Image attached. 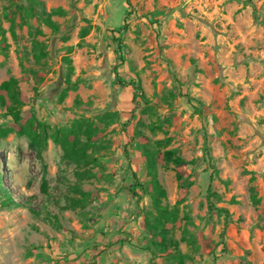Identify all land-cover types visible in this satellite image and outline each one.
<instances>
[{
	"label": "rangeland",
	"instance_id": "obj_1",
	"mask_svg": "<svg viewBox=\"0 0 264 264\" xmlns=\"http://www.w3.org/2000/svg\"><path fill=\"white\" fill-rule=\"evenodd\" d=\"M11 78L45 144L0 108V264H264V0H0ZM80 121L84 164L52 139ZM140 135L186 162L185 193L155 171L181 263L142 228Z\"/></svg>",
	"mask_w": 264,
	"mask_h": 264
},
{
	"label": "trees",
	"instance_id": "obj_2",
	"mask_svg": "<svg viewBox=\"0 0 264 264\" xmlns=\"http://www.w3.org/2000/svg\"><path fill=\"white\" fill-rule=\"evenodd\" d=\"M71 70V67H69ZM130 86L137 92H141V89L135 84L131 83ZM144 99L141 93H137ZM29 98L23 95L18 87L17 82L14 79H9L0 84V108L5 110L6 114L11 116L13 123L8 129L10 133H16L17 135L27 136L30 138L32 145L36 148H42L45 144V138L42 136L44 133V127L39 123H34V118L30 117L26 120L21 119L19 113L20 108L27 105ZM84 124L82 121L75 123L71 128L66 130L64 133H55L52 139L55 143L60 144L66 153L67 157L77 164L86 163L87 161V150H89L94 144L95 129L90 127L83 128ZM80 134L84 135L86 141L82 144L80 142ZM141 141V156L143 162L147 169V175L150 177L149 181V195L152 199L153 207L156 209L158 215L154 218L152 223L144 220L142 223V228L151 233L152 238L155 241H151V244L158 249L161 254H164L168 258L177 259L181 263L182 256L178 250L177 244L167 239L168 232L170 231V226L176 222V216L174 212H170L168 208L161 206V199L165 196V191L159 185L155 171L157 165L172 164L175 167V177L179 184V189L182 193H185L186 187L184 186L182 180V168L181 166L186 164V162L179 156H176L173 151H165L163 153L156 149L157 144H151L150 140L140 135ZM214 169V168H213ZM135 178V176H134ZM144 190L142 185H137ZM210 186L207 190V199L213 197L210 191ZM133 191V190H132ZM81 198L76 200L80 201L88 197L87 193L81 191ZM133 194L135 192H132ZM136 196V194H135ZM10 200V197H8ZM183 198H180L179 202H182ZM210 203V202H209ZM210 210H216L219 214L228 215L226 209L213 208L209 204Z\"/></svg>",
	"mask_w": 264,
	"mask_h": 264
}]
</instances>
